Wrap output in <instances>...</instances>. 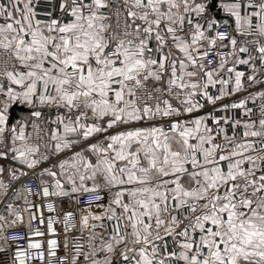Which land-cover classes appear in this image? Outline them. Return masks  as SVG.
Instances as JSON below:
<instances>
[{
  "label": "snow or ice",
  "instance_id": "6c2138e0",
  "mask_svg": "<svg viewBox=\"0 0 264 264\" xmlns=\"http://www.w3.org/2000/svg\"><path fill=\"white\" fill-rule=\"evenodd\" d=\"M0 264H264V0H0Z\"/></svg>",
  "mask_w": 264,
  "mask_h": 264
},
{
  "label": "built area",
  "instance_id": "2783aa9c",
  "mask_svg": "<svg viewBox=\"0 0 264 264\" xmlns=\"http://www.w3.org/2000/svg\"><path fill=\"white\" fill-rule=\"evenodd\" d=\"M3 257V254L2 253H0V258H2Z\"/></svg>",
  "mask_w": 264,
  "mask_h": 264
}]
</instances>
